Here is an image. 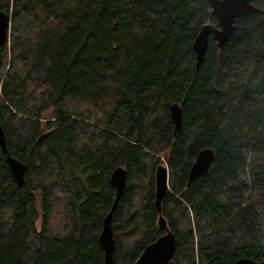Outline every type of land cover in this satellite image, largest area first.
I'll return each mask as SVG.
<instances>
[{
    "label": "trees",
    "instance_id": "obj_1",
    "mask_svg": "<svg viewBox=\"0 0 264 264\" xmlns=\"http://www.w3.org/2000/svg\"><path fill=\"white\" fill-rule=\"evenodd\" d=\"M0 10L11 17L0 122L26 166L19 187L0 147V264H104L119 166L113 258L133 264L163 233L164 162L161 214L177 242L168 264L264 260V14L237 19L223 48L210 36L196 70L193 42L218 26L209 0H0ZM205 148L209 171L190 182Z\"/></svg>",
    "mask_w": 264,
    "mask_h": 264
},
{
    "label": "water",
    "instance_id": "obj_2",
    "mask_svg": "<svg viewBox=\"0 0 264 264\" xmlns=\"http://www.w3.org/2000/svg\"><path fill=\"white\" fill-rule=\"evenodd\" d=\"M209 2L211 5V13L218 20V26L210 23L204 24L197 34L192 45L196 55V70L205 58L210 36L217 42L219 48H223L234 31L235 21L237 19L253 14H264V11L256 7L252 3V0H209ZM10 22V14L5 10H0V49L9 39ZM169 109L170 117L174 125V132H177L182 128L181 106L178 103H173ZM0 147L6 154L7 163L16 184L19 187H23L26 166L9 154L1 122ZM213 157L214 151L211 148L202 149L198 153L194 163L190 167V182L208 173ZM109 181L115 188V198L111 209L103 219L102 229L99 234V242L104 251V264H114L113 253L115 250V241L112 228V215L126 187V169L122 166L115 168L110 175ZM168 190V168L166 165L159 164L155 170V207L159 215L158 226L163 230V233L143 249L133 264H168L175 254L177 246L175 235L168 228L166 219L161 214L162 200ZM233 264H264V260L255 261L243 258L235 261Z\"/></svg>",
    "mask_w": 264,
    "mask_h": 264
},
{
    "label": "rangeland",
    "instance_id": "obj_3",
    "mask_svg": "<svg viewBox=\"0 0 264 264\" xmlns=\"http://www.w3.org/2000/svg\"><path fill=\"white\" fill-rule=\"evenodd\" d=\"M48 114H49L48 116H50L51 112H50V111H48ZM163 165H166V164H165V162H164V164H163Z\"/></svg>",
    "mask_w": 264,
    "mask_h": 264
}]
</instances>
